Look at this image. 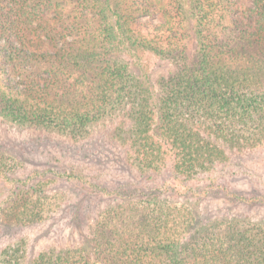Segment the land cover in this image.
<instances>
[{"label": "trees", "instance_id": "trees-1", "mask_svg": "<svg viewBox=\"0 0 264 264\" xmlns=\"http://www.w3.org/2000/svg\"><path fill=\"white\" fill-rule=\"evenodd\" d=\"M5 142L0 264H264V0H0Z\"/></svg>", "mask_w": 264, "mask_h": 264}, {"label": "rangeland", "instance_id": "rangeland-1", "mask_svg": "<svg viewBox=\"0 0 264 264\" xmlns=\"http://www.w3.org/2000/svg\"><path fill=\"white\" fill-rule=\"evenodd\" d=\"M48 15V14H47ZM52 13L50 12L49 13V16H51ZM144 18H147V17H144ZM151 18L154 20V21H157L159 19V15L158 14H153L151 15ZM38 139H33V137H26V138H21V147H24L26 150L24 151V155H27V156H31V158L33 159L32 162H34V164L36 163V165H32L31 163L29 164V166H36V167H40L41 169H44L45 167H58L56 165V163H52L50 160H51V157H48V153H49V150L50 151H54V152H50V153H55V151L58 150L59 146H56L55 142H53L51 140V138H46V137H37ZM9 147L10 149L12 150H17L15 147L12 148L11 146H9L7 144V142H5V145H1L0 147ZM56 147V148H55ZM69 150V148L67 149ZM78 151V154L81 156V155H86V151H85V148H74V149H70L68 152L70 154H75V152ZM60 153V150L58 151ZM20 153V152H19ZM57 155H59L57 153ZM107 156V155H106ZM107 160V159H105ZM243 161V160H242ZM240 161V163L242 162ZM63 163L66 165V162L63 160ZM244 163H248L249 165H255L257 166L259 169H260V173H261V176L263 177V181H264V151H261L260 153L259 152H256L254 155H248L247 157V160L246 162ZM105 165V164H103ZM231 165V164H230ZM65 167H68V166H65ZM228 171H230V168H227V169H224V170H218L216 173H215V176H216V181L221 184V185H224V187L226 188L227 186L232 188V187H237V186H245L247 187V183L243 182L242 180H235L234 178H229L225 175V173H227ZM260 176V175H259ZM256 179V178H254ZM62 186H64V191H66L67 189H69L71 187L70 184H67V183H63L61 184ZM62 186L59 185V187L61 188ZM225 188H223L224 190H222L223 192L227 191L225 190ZM66 189V190H65ZM74 201V200H73ZM209 204H211L212 206H215V203H214V200L213 199H210L209 201ZM61 217L63 218L61 220ZM56 218V217H55ZM69 218V214H65V215H60L58 216V219L57 220H52V221H49L46 225L43 226V228L40 230L39 228L38 229H34L33 231H29V233L31 232L32 235L35 236V240L37 239H42V240H49V238H53V235H56L54 237V239L58 240L59 243H61V240H66V238L68 237L70 240V236L73 234L72 231H70V228H68L67 226H65L64 230L63 231H59V233L57 234H50L52 231L55 230L54 228V224L52 223H56V222H59L60 226L64 223H66V219ZM64 227V225H63ZM13 233H28V232H25V230H21V231H18L17 229H9V228H4L3 232L0 234V242L4 241L5 238H7L8 236H11ZM62 235H64V239L62 238ZM43 237V238H41ZM40 240L38 243L37 242H32L33 244V248L34 250H38L41 246H42V243H44L45 241H42Z\"/></svg>", "mask_w": 264, "mask_h": 264}]
</instances>
